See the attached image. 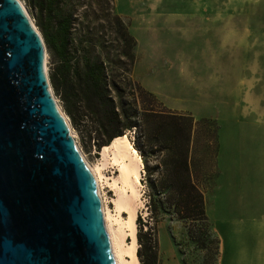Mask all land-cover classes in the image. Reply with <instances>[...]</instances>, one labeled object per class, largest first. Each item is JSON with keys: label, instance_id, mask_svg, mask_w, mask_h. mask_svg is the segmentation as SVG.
Returning <instances> with one entry per match:
<instances>
[{"label": "rangeland", "instance_id": "obj_1", "mask_svg": "<svg viewBox=\"0 0 264 264\" xmlns=\"http://www.w3.org/2000/svg\"><path fill=\"white\" fill-rule=\"evenodd\" d=\"M107 1L137 41L132 75L143 90L138 92L140 108L165 116L152 122L149 141L139 129L126 134L144 161L137 234L141 230L146 240L155 228L158 264H264V0H68L65 6L99 25L107 17ZM22 2L44 38L50 76L58 60L40 11L29 0ZM120 50L115 44L103 52L105 60L116 61L118 73L124 61ZM54 94L85 158L100 164L103 146L92 123L78 116L75 124ZM232 103H252L258 115H245L243 109L226 115ZM177 123L188 127V145L175 138ZM183 149L213 234L198 211L180 217L188 214V194L175 186L174 160ZM103 171L108 177L101 186L104 204L118 215L113 184L118 167L109 163ZM121 215L128 219L125 211ZM126 240L131 242L129 234Z\"/></svg>", "mask_w": 264, "mask_h": 264}, {"label": "water", "instance_id": "obj_2", "mask_svg": "<svg viewBox=\"0 0 264 264\" xmlns=\"http://www.w3.org/2000/svg\"><path fill=\"white\" fill-rule=\"evenodd\" d=\"M50 85L44 38L19 0H0V264H116L94 173Z\"/></svg>", "mask_w": 264, "mask_h": 264}, {"label": "trees", "instance_id": "obj_3", "mask_svg": "<svg viewBox=\"0 0 264 264\" xmlns=\"http://www.w3.org/2000/svg\"><path fill=\"white\" fill-rule=\"evenodd\" d=\"M66 1L68 0H29L30 6L40 11L47 43L58 60L51 69L50 79L66 111L75 124L78 116L92 123L99 146H109L116 138L126 135L134 128L139 129L149 141L152 122H156V119L163 120L165 116L155 108L143 109L139 106L138 92L142 93L143 90L132 75L136 59L135 37L121 16L114 11L110 1L103 3L107 17L99 25L68 9ZM103 29H108V36L103 33ZM115 44L120 46L124 57V61H121V73L115 71L116 61L103 58L105 48L114 49ZM106 45L109 46L105 47ZM167 118L175 120V117L168 115ZM173 131H177L175 138H183L185 144H189L188 127L177 123ZM178 154L174 160L177 172L175 186L184 187L188 194L185 201L188 214L180 213V217L191 218L189 214L198 211L206 230L213 234L204 195L190 174L188 153L183 149ZM150 230L152 231L146 233V240L141 230L138 233L141 244L138 256L144 258L143 264H158V239L155 228ZM217 243L219 246V238Z\"/></svg>", "mask_w": 264, "mask_h": 264}, {"label": "bare ground", "instance_id": "obj_4", "mask_svg": "<svg viewBox=\"0 0 264 264\" xmlns=\"http://www.w3.org/2000/svg\"><path fill=\"white\" fill-rule=\"evenodd\" d=\"M19 1L22 3L26 13L32 20L25 4L22 0ZM32 22L34 24L33 20ZM34 26L36 27L35 24ZM36 29L38 30L37 27ZM50 87L53 97L58 104L52 86L50 85ZM58 106L60 107L59 104ZM71 135L81 155L94 173L102 201L104 222L111 240L116 264H140L138 256L139 242L137 234V217L139 216L140 207L144 205L141 190L142 169L144 168L142 157L137 149L132 146L131 139H129L127 135H124L116 138L109 146L102 148V161L100 164L94 166L88 162L76 142L72 126ZM109 163L118 167V175L113 177V184L117 185L118 197L114 199V202L119 210L118 215L112 214L110 208L105 206L104 196L102 194V180L103 178H108L105 176L103 168ZM121 211H125L128 214V219L125 220L122 217ZM128 234L131 237V242L126 240Z\"/></svg>", "mask_w": 264, "mask_h": 264}, {"label": "crops", "instance_id": "obj_5", "mask_svg": "<svg viewBox=\"0 0 264 264\" xmlns=\"http://www.w3.org/2000/svg\"><path fill=\"white\" fill-rule=\"evenodd\" d=\"M219 92H218V99L220 100V96H219ZM242 98V97H241ZM253 98H255V97H251V96H248V97H243L242 99H247V100H250V99H253ZM264 98V97H263ZM223 100H225V98H222ZM252 103H247V104H242V105H237L236 103H232V105H233V107L231 108L232 110L231 111H229V112H226L225 111V114L226 115H231V113H232V111H234V112H236V113H238V110H245V115H252L253 114V116H256V115H258V111L251 105ZM226 109V108H225ZM223 110H224V108H223ZM219 112V111H218ZM220 113V112H219ZM241 115H243V113L241 114ZM221 128H222V126H220V128H219V134H220V132H221Z\"/></svg>", "mask_w": 264, "mask_h": 264}]
</instances>
